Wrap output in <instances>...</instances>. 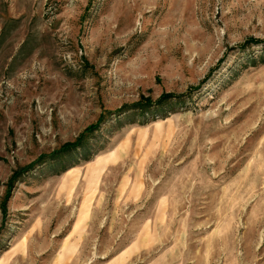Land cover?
<instances>
[{"label":"rangeland","instance_id":"1","mask_svg":"<svg viewBox=\"0 0 264 264\" xmlns=\"http://www.w3.org/2000/svg\"><path fill=\"white\" fill-rule=\"evenodd\" d=\"M0 264H264V0H0Z\"/></svg>","mask_w":264,"mask_h":264},{"label":"trees","instance_id":"2","mask_svg":"<svg viewBox=\"0 0 264 264\" xmlns=\"http://www.w3.org/2000/svg\"><path fill=\"white\" fill-rule=\"evenodd\" d=\"M138 104H143V102H141V103H138ZM69 145H73V144H68V145H66V146H69Z\"/></svg>","mask_w":264,"mask_h":264}]
</instances>
